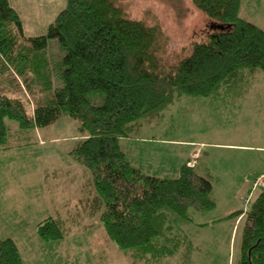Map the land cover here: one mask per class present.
Segmentation results:
<instances>
[{"label": "trees", "instance_id": "obj_1", "mask_svg": "<svg viewBox=\"0 0 264 264\" xmlns=\"http://www.w3.org/2000/svg\"><path fill=\"white\" fill-rule=\"evenodd\" d=\"M193 3L213 24L188 56L168 64L167 38L160 26L128 18L113 0H66L38 37H26L20 13L10 0H0V74L24 77L30 72L25 78L28 94L35 86L52 94L29 114L15 93L0 87V151L30 145L11 144L7 121L19 125L14 140L62 117L76 121L83 138L69 156L92 177L101 204L100 224L109 240L136 262L172 256L182 246L190 249V241L172 232L169 214L188 220L189 209L213 210V185L190 161L176 178L144 174L127 160L121 139L133 136L141 120L151 123L182 96L220 98L226 90L248 86L257 72L264 73V29L241 15L243 0ZM214 22L224 30L217 31ZM18 36L25 42L18 45ZM50 40H57L65 55L48 71L40 55ZM52 72L63 84L55 90ZM261 188L253 202L251 194L245 200L239 264H264ZM244 214L235 212L228 219ZM67 229L61 218L48 217L37 224L36 234L45 243L63 241ZM0 264H23L11 238L0 237ZM65 264L78 262L67 259Z\"/></svg>", "mask_w": 264, "mask_h": 264}, {"label": "rangeland", "instance_id": "obj_2", "mask_svg": "<svg viewBox=\"0 0 264 264\" xmlns=\"http://www.w3.org/2000/svg\"><path fill=\"white\" fill-rule=\"evenodd\" d=\"M113 1L128 18L160 26L167 38L164 57L168 64L188 56L193 43L201 41L213 24L193 0ZM12 2L20 13L26 37L44 35L66 6V0ZM241 15L264 29V0H243ZM214 23L217 31L224 30ZM24 42L18 36L17 44ZM64 55L58 41L50 40L46 53L40 55L43 70L52 69ZM27 77H31L30 72L24 77L5 72L0 74V87L15 93L32 114L35 105L46 104L52 94L42 92L38 86L28 94ZM52 78L53 90L62 87L53 72ZM151 119V123L141 120L142 126L135 127L133 136L121 139L127 160L145 174L161 168L167 170V178H176L189 158V165L213 185V210L189 209L188 220L169 214L172 232L177 239L190 241L192 247L182 246L172 256L136 262L130 254L117 249L103 226L94 224L91 218L80 225H68L64 242H50L53 246L36 251L32 257L36 264H64L62 258L78 264H239L248 210L245 200L251 194L253 202L264 187V179L255 181L259 171L264 170V73L257 72L248 86L226 90L220 98L182 96L158 118ZM10 122L7 121L11 144L30 145L0 151V237L13 236L26 262L25 249L35 244L37 224L65 214L62 202L77 192L80 182H86L82 174L90 173L73 162L78 171L76 180H70L71 175L62 179L43 176L47 171L59 172L63 160L69 159L66 152L83 138L76 121L62 117L47 127L19 133L17 140L19 125ZM251 184L259 188L251 191ZM241 211L245 214L228 219L230 214Z\"/></svg>", "mask_w": 264, "mask_h": 264}, {"label": "crops", "instance_id": "obj_3", "mask_svg": "<svg viewBox=\"0 0 264 264\" xmlns=\"http://www.w3.org/2000/svg\"><path fill=\"white\" fill-rule=\"evenodd\" d=\"M10 2L13 4L12 0H10ZM77 129H78V125H77ZM123 139H125V138H123ZM172 142L173 141H171V143ZM70 151L66 152V155L68 156V158L70 160L67 158H65V160H63L64 166L61 167L62 169L59 172H55V171L51 172V173L48 171L44 172L43 176L45 179H47L48 177H56V178L62 179V178L67 177V175L68 176L71 175L70 180H76L77 179L78 171H77V167L75 165H73V162H75V161L69 156ZM188 160H189V158L186 160V162ZM195 165H197V164H195ZM190 166H192V165H190ZM134 167L138 168L137 164L134 165ZM138 169L141 170V172L143 171L140 168H138ZM151 171L152 172H150V175L153 177L167 178V176H166L167 170H162L161 168H159L157 170H151ZM88 176H87V173L82 174V177H84L86 179V182H83V183L80 182L77 186V192H75L72 196H70L68 198V200L62 202V205H64L66 207L65 214H63L61 216L55 215V216H51V217L61 218L68 225H73V224L80 225V222H85V221L91 220V218H92L94 221V224L100 225V219H99L100 208H99V206L101 207V204L97 200V193H96L93 181H92V177L89 174H88ZM256 176H257V178L255 179V181L260 180L261 178L264 179V170L259 171V173ZM67 184H68V182H67ZM247 186L249 187V184ZM66 188L69 189V186L67 185ZM250 188L252 190L253 189L255 190L259 187H253V185L251 184ZM84 190L86 192H83ZM8 194H10V191L8 192ZM52 206H54V204H52ZM81 211L83 213H81ZM57 213H58V210H57ZM236 224H237V221L235 222L234 227H236ZM84 229H87V227H85ZM0 236H1V234H0ZM6 237L11 238V239H15L13 236H6ZM33 240L35 241V244L28 247V249H25L27 252L26 262H25V258L23 256V254L19 248L18 243L16 242V245H17L19 252L21 254V257H22L23 264H36L35 261H33V259H32L34 253L36 251L43 250L44 248L53 246V244H48V243L43 242L37 236V234L33 235ZM60 242H64V240L60 241ZM67 259H69V258H62V261L64 264H65Z\"/></svg>", "mask_w": 264, "mask_h": 264}]
</instances>
